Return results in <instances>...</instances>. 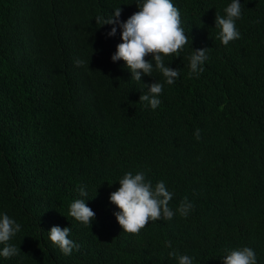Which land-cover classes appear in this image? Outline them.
Here are the masks:
<instances>
[{
	"label": "trees",
	"instance_id": "16d2710c",
	"mask_svg": "<svg viewBox=\"0 0 264 264\" xmlns=\"http://www.w3.org/2000/svg\"><path fill=\"white\" fill-rule=\"evenodd\" d=\"M231 2L172 0L189 44L165 58L180 72L169 85L158 72L132 79L111 59L119 25H96L119 6L126 20L133 0H0V216L21 225L9 241L21 251L0 264H178L172 250L223 264L225 249L245 246L264 264V0H240V38L225 46L215 16ZM192 47L208 48L198 77ZM156 81L153 110L139 97ZM128 172L174 193L171 220L121 229L109 196ZM185 197L187 217L176 211ZM78 198L96 213L91 226L69 215ZM52 226L70 227L79 251L52 244Z\"/></svg>",
	"mask_w": 264,
	"mask_h": 264
},
{
	"label": "clouds",
	"instance_id": "9594fccd",
	"mask_svg": "<svg viewBox=\"0 0 264 264\" xmlns=\"http://www.w3.org/2000/svg\"><path fill=\"white\" fill-rule=\"evenodd\" d=\"M138 11L131 14L126 20L121 21V7L113 10L108 17L97 15L95 17L97 27L105 24L119 25L122 42L117 44L116 51L112 55V61L123 60L125 66L131 72V78L141 82L142 73L152 76L154 72L162 74L164 82L171 85L179 77L180 72L166 64V57H179L180 53L189 44V36L182 26L180 10L172 3V0H133ZM225 15L216 13L215 27L219 28L218 39L227 46L231 41L240 38V32L236 27V21L242 17L240 0L232 2L224 9ZM114 26L108 32L109 36L116 34ZM192 44V38H191ZM193 48V47H192ZM208 48L194 49L188 57L190 64L189 77L199 76L203 71V64L208 59ZM151 56L154 64L146 59ZM77 66L84 64L82 60L75 61ZM145 85V84H144ZM147 93L141 94L139 101L150 105L154 110L161 101L158 98L164 88V84L156 81L145 85ZM197 140L201 139L200 130L194 132ZM80 197H87V186L78 187ZM174 193L170 192L163 181H159L153 187L151 181L146 180L145 173H125L119 180V188L112 191L109 196L111 203L117 206L119 211L114 215L121 229L132 235H139L142 229L150 221L161 219L171 220L174 211L169 207ZM193 204L185 197L178 209L181 216L187 217ZM69 215L84 226H91L96 219V213L88 206L85 199L73 200L69 206ZM21 230V225L7 214L0 216V244L4 245L0 250V256L11 258L21 251L14 244L9 243ZM70 227L52 226L48 231L49 239L64 255H70L73 250L79 251L80 245L70 237ZM165 246L171 248V241H165ZM225 255L221 257L223 264H257L255 251L250 247L225 249ZM169 257L178 259V264H193V258L188 255H178L175 250L168 253Z\"/></svg>",
	"mask_w": 264,
	"mask_h": 264
}]
</instances>
